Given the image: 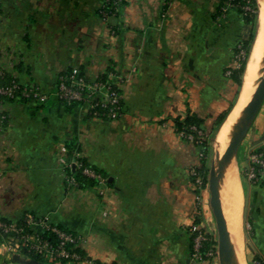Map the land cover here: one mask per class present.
I'll list each match as a JSON object with an SVG mask.
<instances>
[{"label":"crops","instance_id":"crops-1","mask_svg":"<svg viewBox=\"0 0 264 264\" xmlns=\"http://www.w3.org/2000/svg\"><path fill=\"white\" fill-rule=\"evenodd\" d=\"M103 2L0 0V69L38 85L48 99L2 107L8 125L0 134V215L16 221L29 212L86 236L84 252L106 264H208L193 258L190 231L193 223L206 230L212 215L196 208L191 170L201 165L200 148L174 119L193 113L211 131L229 106L234 83L224 71L248 27L228 2L216 14L222 0H123L107 20L98 15ZM67 69L88 81L108 69L122 75V115L89 117L86 103L66 110L55 92ZM71 140L76 156L104 172L103 195L96 186L65 187ZM262 141L264 100L233 161L244 257L248 201L255 242H264V173L259 186L241 174ZM219 192L224 214L220 182Z\"/></svg>","mask_w":264,"mask_h":264},{"label":"trees","instance_id":"trees-1","mask_svg":"<svg viewBox=\"0 0 264 264\" xmlns=\"http://www.w3.org/2000/svg\"><path fill=\"white\" fill-rule=\"evenodd\" d=\"M225 2H228L231 5L235 6L237 8L238 12L242 15L243 20L246 23V25L249 26L248 35L246 36V38H244L243 40H240L237 43V44H240L241 47L245 51L244 58L240 61V64L238 67L231 69V74H230L231 81L237 85V90H236V94H235V96H237L240 93V90H241V87L243 84V77H244V73H245V69H246L247 59H248V56L250 53L252 42H253L255 34H256V31L254 30V21H255V17H256L257 8H258V2H257V0H222V2L219 4V6L217 8V12H216L217 15L222 14L223 6H224ZM117 8H118L117 1L105 0L103 2L102 11L106 13L107 17H112V16H115L117 14ZM247 8H249V9H247ZM258 12H259V10H258ZM98 15L99 16L101 15L99 10H98ZM236 45L234 46L233 53H235L237 51ZM108 70L110 71V69H108ZM73 75H74V73H73V70H71V69H67V70L61 72V76L63 77L64 81L67 84L73 83V79L71 77ZM106 79H107L106 73L101 74L97 78L98 81H105ZM12 84H17V87L13 88V90H12V96L8 95V94L0 93V134L8 125V113L4 109H2V107L8 102L20 101V102L25 103L31 99V98H26V97L21 96V93L24 90L23 85L18 83L17 78L12 73H9V72L4 71V70L1 71L0 72V87H7V86H10ZM112 87H115V86L113 85ZM55 96H56V99H58L59 101H61L65 105V108L68 111L71 110L73 107L83 103L82 101L67 100L64 98H60L58 95H55ZM96 99L97 98H95L94 101H96ZM47 100L48 99L37 101L34 99V102L39 104V105H42ZM123 105H124L123 100H120L119 103L113 107L111 105L100 106L99 104H97L92 108V110H91L92 112L90 111L88 115H89V117L110 118L109 114L113 111H115L117 114H122L123 110H124ZM231 106H232V104L231 105L229 104V106L226 109H224L222 112H220L216 116L215 121L213 123V127L211 130L217 129V131H218L222 122L224 121V119L226 118V116L228 115L230 110L232 109ZM174 124H175V128L177 131H179V132L183 131L185 133L193 134V141L200 147V149L203 153L207 152L208 146L205 142L206 140L205 141H203V140L199 141L197 139V137H198L197 129L203 130L201 118H199L197 115H195L193 113H188L184 118L176 117L174 119ZM192 127H195V129H192ZM66 148H67L68 154L71 156V159L76 161V163H74L72 165V168L70 170V176H72L74 182L76 183L77 188L85 189V188L93 187L96 185V179L86 175L83 172L84 168H90L94 172L105 176L103 171H101L100 169H98L95 166H91L84 157L75 155V153L79 151V146L77 144H75L74 140L69 141L68 144H66ZM263 148H264L263 146H260L256 150L261 151V150H263ZM201 165H202V167L198 168L197 173L201 174L203 176V179H204V174H202V171H201L202 168H204V159L203 158L201 160ZM26 214L31 215V213H29V212L24 213L21 216V218L16 221L17 225L22 226L23 229L24 228L27 229V227H28V225L25 224V221H24V216ZM33 217H34V215H33ZM0 222L10 223L11 221L0 215ZM248 222L250 223V227H251L252 216L248 217ZM56 226H58L60 229L66 231V232H70L73 235H75V233H73L72 231L68 230L67 228H65L61 225L56 224ZM4 234H3V231H1V229H0V242L3 240ZM42 237L52 247H56L59 243L58 236L56 235L55 232H52L50 229L43 230ZM192 238H193V234H192ZM71 245H72L71 243L67 242V243H65V248L68 249V251L70 253L72 251L78 252L80 254L81 258H83L84 254H85L84 251H82L78 247H75L72 249ZM207 248H208V244H205L202 248V251L203 252L206 251ZM24 253L29 255L34 261H44L45 260V258L42 257L41 252H36V251L30 250V251L24 252ZM57 258L60 259L61 261H65L68 259L66 257H57ZM97 264H106V263H102V262L97 261ZM107 264H119V263L110 262Z\"/></svg>","mask_w":264,"mask_h":264},{"label":"rangeland","instance_id":"rangeland-1","mask_svg":"<svg viewBox=\"0 0 264 264\" xmlns=\"http://www.w3.org/2000/svg\"><path fill=\"white\" fill-rule=\"evenodd\" d=\"M257 2H258V0H257ZM260 6H261V4L258 3V8H257V12H256L255 21H254V30L255 31H256V23H257V19H258L257 18L258 17V10H259ZM247 9H249V8H247ZM107 19H108V17L106 18V20ZM247 27H248V31H249V26H247ZM263 51H264V49H263ZM234 54L235 53H232V59H231V62L229 64V66L232 65V63H233ZM1 55H2V53L0 52V56ZM9 59L11 60L12 64H14V65L18 64V59L15 56L14 57L11 56ZM11 62L9 61L10 64H11ZM226 69H225V71H226ZM3 70L5 71V69H0V72L3 71ZM112 72L113 71L110 70L107 73V76L110 73H112ZM73 73H74V76H84V73L80 72L78 70H73ZM61 77L62 76H61V73H60L58 75V77H57L56 86L58 85V83H59L58 81H59V79ZM227 77H230V76H227ZM95 80H97V79H95ZM31 86H38V85L33 84V83L32 84H28V85H23L24 91H23V93H21L22 97H26V95H24V93L25 92L29 93L28 90H29V87H31ZM38 88H39V91L42 94H45L43 92V90H41V88L39 86H38ZM236 90H237V85L234 84V91H233L231 99L229 100V104L230 105L232 104L231 108L233 107L234 103L238 99L237 97H238L239 94L237 96H235ZM11 96H12V94H11ZM34 99L35 98L31 97V99L28 102H34ZM83 103H85V102H83ZM86 105L88 107V113H89L92 110V109L89 110L90 109L89 102H87ZM197 130H199L200 133H202V134H200L198 132L199 135H198L197 139L199 141H202V140L205 141L206 140L205 142H206L208 148H207V152L206 153H203L201 151V149H199L200 152H199V155H198L199 156V160H200V164H201L202 158L204 159V168H202V170H201L202 174H204V179H203V176L201 174L197 173L198 172L197 171L198 168H201L202 165H200L196 169V173L198 175L197 178L203 180L202 181V186L203 187H200L199 190L196 189V187L194 185L195 182H193V186L199 193L197 195V197H196V204L198 203V205H199L201 210L207 209V211L211 215V209H210V207L208 205V197H207L208 196L207 195L208 194L207 177H208V172H209L210 168L212 166H216V162H217L218 158L221 155L219 153H216V148H215L216 147L215 146V137H216V134H217L218 131H217V129H214V130L209 131L208 133H206V132L204 133L200 129H197ZM192 138H193V134H192ZM241 144H242V142H241ZM241 144L238 147V149L236 150L235 154L231 157L230 161H234L235 157H238V156L241 155V150H242V147H241L242 145ZM224 149H225V147H224ZM224 149H223V151H224ZM77 156H79V154H77ZM73 163H76V161H72L69 165H68V162H67L66 166L70 167V166L73 165ZM85 174H87V173H85ZM69 180L72 181V176L67 174L65 176V179H64L65 187L67 189L70 188L73 191L72 188H76V185L72 186L70 184ZM192 180H194V178ZM260 184H261V179H260L259 183H257L255 186H259ZM203 191L206 193V195L204 197L201 195V192H203ZM250 207H251V204H250V201H248L247 206H246V210H245V221H244V229H245V232H246V244H247V246L245 248V257L244 258H245L246 264H264V242L263 241L259 242V244H257L255 242V240H257L255 238L257 234L255 232V229L253 228V225L251 224V227H250V223L248 222V217L251 216ZM198 212H201V211L199 210ZM16 221H11L10 223L0 222L2 224L7 225V226H14L13 230H15V231L12 230L10 233H5V234L3 233L4 234L3 235V240L0 242V264H25L24 261H20L19 260V262H17V258L19 256H25V258L29 259L30 264H90V263L97 264V260L94 259V258H91L85 252H84L85 253L84 257L81 258L80 254L78 252L72 251L70 254H72L73 256L70 255L69 257H66L68 259L65 260V261H61L60 259L57 258L58 256H54L55 251H53V249H55V247H52L50 244H46V243L44 244V242H46V240L42 237V234H43V230H46L47 228H50V227L53 228L54 227V228H57L58 230L60 228L58 226H56V224H53V223L49 222L47 219L39 218V217H37L35 215L33 217V214H31V215L30 214H26L24 216V221H25V224L28 225L27 229L26 228L23 229L22 226L17 225ZM206 228H207L206 230L211 234V236L216 239V230H215V224H214V219H213L212 215L210 216V220H209ZM75 235H77V234H75ZM77 236H80V235H77ZM81 238H83L84 241L81 244H72L71 245L72 249L75 248V247H78L82 251H84L85 246L87 245L88 238L86 236H81ZM30 250H33V251H36V252H40L41 251V255H42L43 258H45V260L44 261H34L29 255L24 253V252H28ZM213 252H214V254L212 255V257L210 259L206 260L205 262L206 263L208 262V264H219L216 248H215V251H213Z\"/></svg>","mask_w":264,"mask_h":264},{"label":"built area","instance_id":"built-area-1","mask_svg":"<svg viewBox=\"0 0 264 264\" xmlns=\"http://www.w3.org/2000/svg\"><path fill=\"white\" fill-rule=\"evenodd\" d=\"M115 1H117L119 6V4L123 0H115ZM102 8L103 5L99 9L101 13L100 17L103 20H106L107 15L105 12L102 11ZM244 55H245L244 49L241 47L240 44H237V51L234 54L233 63L226 69L225 75L230 76L231 69L239 66L240 61L244 58ZM71 77L73 79L72 84H67L64 81L63 77L60 78L59 83L56 87V92H55L56 95H58L60 98H64L67 100H77L85 103L89 102V107H90L89 110H91L97 104H99L100 106H107V105H111L112 107L116 106V104H118L119 101L122 100L123 98L122 85L125 82V78L115 72L110 73L105 81H98V80L88 81L85 78V76L73 75ZM113 85L115 87H112ZM15 87H17L16 84H12L7 87H0V93L11 95L12 90ZM28 91L29 93L26 92L24 93V95H26L27 98L32 97L35 98V100L37 101H41V100H45L47 97L46 94H42L39 91L38 86H31L29 87ZM95 98H97L96 101H94ZM121 115L122 114H117L115 111H113L109 114V117L117 118ZM192 129H195V127H192ZM202 131L205 133L204 130ZM198 132L200 133V131L197 130V134L199 135ZM180 134L186 139L189 140L193 139L191 133H185L183 131H180ZM260 146L264 147V141H262L257 146H254L253 148L250 149L247 155V162L241 168V174L243 178L251 185H256L257 183H259L261 176L264 173V148L261 151L256 150ZM196 169L197 168H193L191 170V175L194 178L193 182H195L194 185L196 189L199 190L200 187H203L202 186L203 180L197 178L198 175L196 173ZM83 171L87 173L88 176L96 179L95 186L98 188L99 194L103 195L105 193L106 178L103 175L94 172L90 168H84ZM69 182L72 186L76 185L73 178L72 181L69 180ZM196 208L197 211L200 210L198 203L196 204ZM13 227L14 226H7L5 224L0 223V229L1 231H3V233H10L13 230ZM47 229H50L52 232H55L59 238L58 245L55 247V249H53V251H55L54 256L69 257L72 254H70V252L65 248V243L68 242L71 244H81L84 241V239L81 238V236L73 235L72 233L66 232L61 229L58 230L57 228L54 227L53 228L50 227ZM190 231L193 234V238H192L193 258L202 262L210 259L214 254L213 251H215L216 248L215 247L216 239L212 237L207 230L201 228L197 223H193L190 226ZM45 243L48 244L47 241L44 242V244ZM205 244H208V248L206 249V251L203 252L202 248Z\"/></svg>","mask_w":264,"mask_h":264},{"label":"bare ground","instance_id":"bare-ground-1","mask_svg":"<svg viewBox=\"0 0 264 264\" xmlns=\"http://www.w3.org/2000/svg\"><path fill=\"white\" fill-rule=\"evenodd\" d=\"M258 3H260L261 6L257 17L256 34L247 59L243 84L237 101L222 122L215 137L216 153L219 154H222L224 147H226L232 134L238 126L240 122V115L242 114L246 104L249 102L260 79L264 37V0H258ZM235 177L234 162L229 161L225 167L224 174L221 175L219 179L221 194L223 195L224 200L223 209L234 249L233 264H246L243 254L242 236L239 222L240 198Z\"/></svg>","mask_w":264,"mask_h":264},{"label":"water","instance_id":"water-1","mask_svg":"<svg viewBox=\"0 0 264 264\" xmlns=\"http://www.w3.org/2000/svg\"><path fill=\"white\" fill-rule=\"evenodd\" d=\"M264 49V37H263ZM262 68L260 70V79L249 102L244 107L240 115V122L232 134L228 144L226 145L221 156L216 162V166H212L208 172V204L211 209L215 230H216V250L219 264L234 263V249L230 238V233L227 229L225 217L223 214L220 192L219 178L225 169L231 157L243 141L250 124L252 123L261 103L264 100V51L262 54Z\"/></svg>","mask_w":264,"mask_h":264}]
</instances>
